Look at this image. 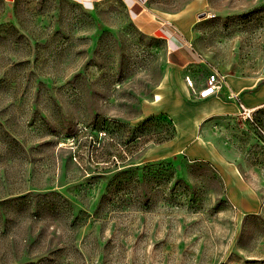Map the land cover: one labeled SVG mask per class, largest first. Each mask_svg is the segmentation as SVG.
Returning a JSON list of instances; mask_svg holds the SVG:
<instances>
[{"label": "rangeland", "instance_id": "rangeland-1", "mask_svg": "<svg viewBox=\"0 0 264 264\" xmlns=\"http://www.w3.org/2000/svg\"><path fill=\"white\" fill-rule=\"evenodd\" d=\"M142 2L185 15L197 63L172 65L127 0H0V264H264V0ZM212 70L253 120L194 94ZM173 128L233 184L161 148Z\"/></svg>", "mask_w": 264, "mask_h": 264}, {"label": "crops", "instance_id": "crops-1", "mask_svg": "<svg viewBox=\"0 0 264 264\" xmlns=\"http://www.w3.org/2000/svg\"><path fill=\"white\" fill-rule=\"evenodd\" d=\"M81 1L90 5V4H92V2L94 0H81ZM127 2H128L127 6L130 9L132 15H134L135 17L138 18L141 25L149 28V30L151 32L159 35L166 42L167 51H168L167 52L168 60L170 61V63L172 65L179 66V67H187L189 65L197 63V61L199 59V54L192 47V45L189 41L188 27L185 26L184 23H182V20L185 16L183 13H175V14L169 15L170 17H167V16L159 17L155 14H152L151 17H148V18L143 17L142 18L141 15L145 11L142 0H127ZM153 20H155L156 24L153 22ZM208 74H207V76H208ZM207 76L205 77L203 83L199 87H197V88H195L194 86L191 87L192 90L194 89L193 92L197 96H198V94H197L198 91L205 85V81L207 79ZM226 81H227V79H226ZM227 83H228V81H227ZM229 88L232 89L233 91L239 93V91H236L233 87L231 88L229 86ZM229 88L226 85H224V86H222V88L219 91H217L215 94H213L211 96L218 95L220 93H224L225 96L227 97V99H229L228 98ZM211 96H209V97H211ZM239 96L241 98V101L243 102V104L247 108H252L255 110V112H257L258 109H256V108L261 107V106H258L256 108L250 107L245 103V101H244L243 97L240 95V93H239ZM206 98H208V97H206ZM201 99H205V98H201ZM155 100H156V102H159L160 98L159 99L155 98ZM229 100L233 101V104L228 106V107L225 106V109L229 110V111L230 110L233 111V110H236V108H238V111L240 113L241 109H240L238 103L233 99H229ZM156 108L157 107H155V106L154 107L151 106L149 109H147V111L144 112V115L150 116V115L158 113L156 111ZM187 144H188V142H186V141L183 142V137H179V136L177 137L176 136L175 138L171 139L170 141L162 143L160 145V147L165 148V150H169V149L172 150V148L175 147V148H177L176 149L177 151H181L183 149H188L189 152H192L193 154L200 155L204 158L212 159L215 162V164H217L218 166H220V164H221V166H223L222 168L220 167L221 168L220 170H221V173H222L224 180L227 181L228 186L233 184V180H236L237 175H236V172L234 171L231 163H229V162L222 163L219 159L216 158L217 157L216 153L213 152L211 149L207 148V146L203 143L202 144L201 143L192 144L189 146Z\"/></svg>", "mask_w": 264, "mask_h": 264}, {"label": "built area", "instance_id": "built-area-1", "mask_svg": "<svg viewBox=\"0 0 264 264\" xmlns=\"http://www.w3.org/2000/svg\"><path fill=\"white\" fill-rule=\"evenodd\" d=\"M188 85L190 87H193V83L191 80H188ZM224 85H226L229 88V85L226 81L225 75H223L218 70H212L207 76V79L205 81V85L198 91L197 94L200 98H206V97H209V96L215 94ZM228 98L233 99L238 103V105L241 109L240 114H241L243 119H246V118H248L250 120L254 119L255 110L252 108H247L243 104V102L241 101V98L239 96V93H237V92H235L229 88ZM259 129L261 130V128H259ZM261 131L263 132V130H261Z\"/></svg>", "mask_w": 264, "mask_h": 264}, {"label": "trees", "instance_id": "trees-1", "mask_svg": "<svg viewBox=\"0 0 264 264\" xmlns=\"http://www.w3.org/2000/svg\"><path fill=\"white\" fill-rule=\"evenodd\" d=\"M149 119L147 118L146 120H144L143 123L145 124L146 122H149ZM140 127H141V125H140ZM175 134H176V132H175V129L173 128L172 134L165 136L158 143H162V142H165L166 140H169V139L173 138L175 136ZM136 137H138L139 139H138V141H135L134 147L132 148L134 150V153L135 152H139L141 149H143V147H146V145H147V143H149L148 141L150 139V138H147V137H141L140 134L136 135ZM112 156H114V155H112ZM112 156L108 160H97V161H107L109 164L110 163H116V160H117L116 157L117 156L116 155L114 157H112Z\"/></svg>", "mask_w": 264, "mask_h": 264}, {"label": "bare ground", "instance_id": "bare-ground-1", "mask_svg": "<svg viewBox=\"0 0 264 264\" xmlns=\"http://www.w3.org/2000/svg\"><path fill=\"white\" fill-rule=\"evenodd\" d=\"M160 97H159V94H156V99H159Z\"/></svg>", "mask_w": 264, "mask_h": 264}]
</instances>
